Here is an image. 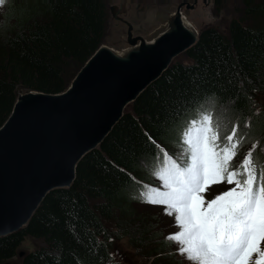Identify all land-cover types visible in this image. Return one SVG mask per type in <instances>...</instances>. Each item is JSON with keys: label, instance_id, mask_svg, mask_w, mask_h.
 <instances>
[{"label": "trees", "instance_id": "obj_1", "mask_svg": "<svg viewBox=\"0 0 264 264\" xmlns=\"http://www.w3.org/2000/svg\"><path fill=\"white\" fill-rule=\"evenodd\" d=\"M240 1L247 13L264 16V0ZM106 17L103 0L6 2L0 15V126L18 89L50 95L66 89L69 69L80 68L102 44ZM255 23L231 20L225 33L199 31L184 52L188 63H172L124 109L106 138L78 162L71 186L49 193L24 228L0 238V264H117L109 240L122 234L133 249L159 241L149 246V256L172 264L160 231L130 206L145 203L140 179L149 180L151 172L155 177L159 162L168 161L156 145L182 153L179 136L199 112H216L214 138L221 144H227L228 125L236 126L232 141L240 148L256 143L253 181L261 182L251 195L264 186V113H253L256 93L264 92V22ZM111 221L112 234L104 227ZM26 238L40 245L18 256Z\"/></svg>", "mask_w": 264, "mask_h": 264}, {"label": "rangeland", "instance_id": "obj_2", "mask_svg": "<svg viewBox=\"0 0 264 264\" xmlns=\"http://www.w3.org/2000/svg\"><path fill=\"white\" fill-rule=\"evenodd\" d=\"M7 1L0 0V15ZM122 1L103 0L107 17L101 45L109 48L126 46L125 26L113 20L108 12L109 6H118ZM188 1L191 0H127L124 4L126 11L119 17L131 24L133 36L144 37L158 26L154 20L158 9ZM206 2L208 3L204 4L198 0L196 8L189 11L187 16L188 22L197 33L205 27H213L225 33L231 20H240L247 25L264 22V16L261 14L256 18L247 13L240 0ZM172 63L186 64L188 60L183 52L172 59ZM79 69H69L67 86ZM24 92L23 89L17 90V94ZM212 112L197 113L193 116V124L185 127L180 134L179 146L183 155L175 147L168 150L165 146L156 145L157 150L160 148L164 155L169 154L168 159L176 162L172 163L166 159L159 162L158 169L165 175L174 173L176 169L182 170L188 165L182 188L177 190V187L161 174L153 177L151 172L149 180L146 178L148 175H144L145 177L140 179L144 181V192L139 194L145 203L132 204L131 210L139 220H149L151 225L160 231V240L168 243L166 256L172 264H219L222 260L215 255L214 244L237 231L234 237L249 231L252 226L262 231L263 236L245 264H264V186L257 188L256 193L251 195L253 185L261 182L259 178L256 182L253 181L254 168L251 161L255 157L254 149L257 145H249L247 142L241 148L237 146V141H232L236 126L228 124L227 144H221L223 139L218 140L217 136L214 138L216 125L213 124L212 115L216 112ZM257 112L264 113V92L256 93L253 113ZM260 153L264 155V145L260 147ZM185 156H189V159L184 162ZM147 172L150 173L148 170ZM116 216L117 213L114 214L115 218ZM128 222L131 221L126 220V223ZM104 227L108 233H115L113 221L105 222ZM117 231L120 233L119 229ZM122 236L126 235L122 234L119 238L113 235L112 241L109 240L111 254L117 264H161V261L150 257L151 252L148 251L149 246L155 247L159 241L145 242V248L133 249L131 242ZM39 245L38 241L26 238L19 251H30Z\"/></svg>", "mask_w": 264, "mask_h": 264}, {"label": "water", "instance_id": "obj_3", "mask_svg": "<svg viewBox=\"0 0 264 264\" xmlns=\"http://www.w3.org/2000/svg\"><path fill=\"white\" fill-rule=\"evenodd\" d=\"M126 1L108 7L125 26V47L98 46L59 94L16 95L0 126V238L24 228L49 193L68 189L78 162L124 109L195 43L198 33L187 16L198 0L158 9V26L144 37L133 36L131 24L119 17Z\"/></svg>", "mask_w": 264, "mask_h": 264}, {"label": "bare ground", "instance_id": "obj_4", "mask_svg": "<svg viewBox=\"0 0 264 264\" xmlns=\"http://www.w3.org/2000/svg\"><path fill=\"white\" fill-rule=\"evenodd\" d=\"M155 28H156V27H155ZM155 28H154V29H155ZM233 128H234V127H233ZM233 130H234V129H233ZM235 130H236V129H235ZM232 138H233V137H232ZM235 138H236V137H235Z\"/></svg>", "mask_w": 264, "mask_h": 264}]
</instances>
